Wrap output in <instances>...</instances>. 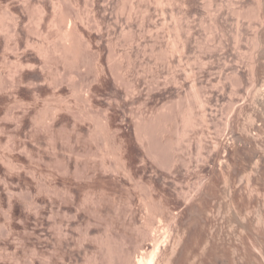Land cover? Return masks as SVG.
<instances>
[{
    "label": "rangeland",
    "instance_id": "1",
    "mask_svg": "<svg viewBox=\"0 0 264 264\" xmlns=\"http://www.w3.org/2000/svg\"><path fill=\"white\" fill-rule=\"evenodd\" d=\"M205 1L0 0L7 253L24 262L35 245L50 264H226L228 251L227 264H250V242L264 245V169L250 170V147L236 135L260 122L252 99L264 97V45L251 40L259 6L236 0L252 27L235 44L233 21L220 42L209 35ZM237 210L257 218L253 231Z\"/></svg>",
    "mask_w": 264,
    "mask_h": 264
},
{
    "label": "bare ground",
    "instance_id": "2",
    "mask_svg": "<svg viewBox=\"0 0 264 264\" xmlns=\"http://www.w3.org/2000/svg\"><path fill=\"white\" fill-rule=\"evenodd\" d=\"M238 2H240L239 0H237ZM236 0H206L205 2H206V6H207V16H208V19H209V22H210V25H209V27H210V34L209 35H213V34H215V35H217L218 37H219V42H220V40L222 39V31H224L223 29V24L224 23H228V21L230 20L231 22H232V24L234 25V27H235V34H234V36H233V40H234V43L235 44H238L239 43V41H240V39H241V36H242V33H241V29H242V26H246V28L247 27H249L250 28V30H251V24H250V22H249V20L247 19L248 18V16L251 18V16L250 15H246V13H243V10H242V12H241V9L239 10V8L237 7V2ZM242 1V0H241ZM246 1V0H245ZM245 1H243V2H245ZM250 1V0H249ZM248 1V2H249ZM253 1V0H252ZM255 1H257V4L256 5H258L259 7V11H258V15H257V24H258V26L257 25H255V27H254V31L252 30L251 32H252V38H251V40H252V43L254 44V45H257V46H259V45H261L262 43H263V45H264V0H255ZM240 4H241V2H240ZM247 4H250L251 5V3H247ZM246 4V2H245V4H244V7H247V6H245V5H247ZM254 4V3H253ZM239 5V4H238ZM242 5V4H241ZM255 5V6H256ZM252 6V5H251ZM250 7V6H249ZM242 8V7H241ZM254 8V7H253ZM245 9V8H244ZM257 9V8H256ZM246 11H248V10H246ZM250 12V11H249ZM255 12H257V10L255 11ZM256 14V13H255ZM248 20V21H247ZM191 26V25H190ZM189 27V26H188ZM187 28V27H186ZM190 28V27H189ZM192 28V27H191ZM194 28V27H193ZM192 28V29H193ZM192 29H191V31H192ZM248 29V28H247ZM253 29V28H252ZM187 30H189V29H187ZM179 31V30H178ZM246 32V31H245ZM248 33V32H247ZM179 34V33H178ZM189 34V33H188ZM191 35V34H190ZM63 36L66 38V40H69L70 38H71V32H69V31H67V32H64V34H63ZM189 35H187V37H188ZM181 37V36H180ZM186 38V37H185ZM189 38V37H188ZM187 38V39H188ZM178 39V38H177ZM183 39V40H185V42L183 41L182 42V49H185V47H186V42L188 41V40H190V39ZM193 39V38H192ZM191 41V40H190ZM187 45H188V43H187ZM262 45V46H263ZM183 52V51H182ZM233 57V56H232ZM238 57V56H237ZM226 58V57H225ZM224 58V59H225ZM228 58V57H227ZM210 59V58H209ZM234 59L235 60H237V58H235L234 57ZM239 59V58H238ZM226 60V59H225ZM233 60V59H232ZM255 60V59H254ZM234 61V60H233ZM254 62V61H253ZM258 62V61H257ZM235 63V62H234ZM253 69H254V67H252ZM252 70V69H251ZM254 71V70H253ZM253 75H255L254 73H253ZM251 76H252V73H251ZM253 77H255V76H253ZM258 94V93H257ZM264 95V94H263ZM253 102L256 104V106H255V113L254 114H256L255 115V118H257L256 120H258V121H260L259 123L257 122V121H254L255 119H254V117H253V119L254 120H252L253 122H252V127L254 128V130H255V132L257 133V131H259L262 127H261V125H264V97H260L259 95H254L253 96ZM252 108H254V107H252ZM191 113V112H190ZM189 113V114H190ZM192 114V113H191ZM185 116V115H184ZM182 117V116H181ZM191 117V115L190 116H187L186 115V118H185V121H184V126L187 128L188 126H192V124L194 123V121L192 120V118H190ZM184 118V117H183ZM250 118H252V117H250ZM182 119V118H181ZM184 120V119H183ZM251 120V119H250ZM161 124H163V123H161ZM251 124V123H250ZM249 124V125H250ZM194 125V124H193ZM248 125V126H249ZM160 127V126H159ZM164 127V126H163ZM165 128V127H164ZM185 128V129H186ZM189 128V127H188ZM187 128V129H188ZM141 130V129H140ZM143 130V129H142ZM244 130V129H243ZM246 130V129H245ZM250 130V129H249ZM257 130V131H256ZM262 130V129H261ZM136 131H138V130H136ZM253 131V130H252ZM142 132V131H141ZM146 132V131H145ZM245 132V131H244ZM250 132V131H249ZM256 133H246V134H243V135H236V139L240 142V143H242L243 144V146H247V147H250V152H249V150H248V153H250L251 155H250V158L252 159V166L250 167L251 169V171L253 170V169H255L256 171H258V169L260 168V166L262 167V169H264V150H262L261 148V150L259 151V149L256 147V145L257 144H255V141H256ZM140 134V133H139ZM140 136V135H139ZM141 137H142V134H141ZM146 137V136H145ZM231 137H233V136H231ZM139 138V137H138ZM137 138V139H138ZM146 139H147V137H146ZM140 140H143V137H142V139L140 138ZM144 141V140H143ZM143 141H142V143H143ZM233 141H236V140H233ZM141 142V141H140ZM157 142H159V140L157 141ZM235 143V142H234ZM145 144V143H144ZM155 144H156V142H155ZM158 144V143H157ZM162 143H160V144H158V145H161ZM166 144V143H165ZM164 144V145H165ZM157 145V148H160V147H162V146H158ZM259 145V144H258ZM150 146V145H149ZM239 146V145H238ZM241 146V145H240ZM262 146V145H261ZM156 147V146H155ZM155 147H153L152 146V144H151V146H150V148H155ZM256 147V148H255ZM160 149H162V148H160ZM241 149V148H240ZM156 150V149H155ZM155 150H154V152H155ZM158 150V152H159V149H157ZM164 150V149H163ZM240 151V150H239ZM246 151V150H245ZM162 152V151H161ZM160 152V154H163V153H161ZM226 152V151H225ZM247 152V151H246ZM150 154H151V152H150ZM157 155V154H156ZM242 155V154H241ZM244 155V154H243ZM158 156V155H157ZM224 156V155H223ZM245 156H247V155H245ZM249 156V155H248ZM228 157V156H227ZM241 157V156H240ZM248 159H250L249 157H247ZM247 158H245V159H247ZM174 159V158H173ZM241 159V158H240ZM244 159V158H243ZM247 159V160H248ZM250 159V160H251ZM171 160V159H170ZM177 160V159H176ZM219 160V159H218ZM223 160V159H222ZM227 160V159H226ZM173 160H171V162H172ZM224 161V160H223ZM242 161V160H241ZM218 162V161H217ZM239 162V161H238ZM173 163V162H172ZM222 163V162H221ZM224 163V162H223ZM222 163V164H223ZM241 163V162H240ZM219 164V163H218ZM227 164H229L228 162H227ZM243 164V163H242ZM234 165H235V163H234ZM233 165V166H234ZM249 165V164H248ZM232 166V168H234ZM240 166H241V164H240ZM246 165H244V167H245ZM222 167V166H221ZM220 168V167H219ZM224 168V167H223ZM229 168H231V167H229ZM242 168V167H241ZM243 169H245V168H243ZM261 169V168H260ZM236 170V169H235ZM241 170V169H240ZM234 171V170H233ZM248 171V170H247ZM251 171H249V172H251ZM260 171V170H259ZM229 172V171H228ZM238 172V171H237ZM248 172V173H249ZM253 173L255 172V171H252ZM263 172V171H262ZM223 173V172H222ZM229 173H231V172H229ZM240 173V172H239ZM224 174V173H223ZM238 174V173H237ZM242 174V173H241ZM250 174V173H249ZM230 175V174H229ZM234 175H236V174H234ZM251 175L252 174H250L249 176L248 175H246V176H248V178L246 179V178H244V179H246L245 181H244V183L246 184V186H248L249 188V191H250V193H249V196L251 197V195L253 196V194H252V191H253V189H251L250 188V186H253V185H250V181H252V179H251ZM254 175V174H253ZM256 175V174H255ZM231 177V176H230ZM229 177V178H230ZM223 178H224V176H223ZM253 178V177H252ZM212 179V178H211ZM234 179H236V178H234ZM254 179V178H253ZM215 180V179H214ZM226 180V179H225ZM224 180V181H225ZM238 180V179H237ZM210 181V180H209ZM209 181H208V183L207 184H209ZM233 181V180H232ZM241 181H243L242 179H240V182ZM218 182V181H217ZM222 182H223V180H222ZM234 182V181H233ZM254 182V181H253ZM228 183V182H227ZM226 183V184H227ZM239 183V182H238ZM206 184V185H207ZM217 184H219V183H217ZM235 184V183H234ZM251 184H253V183H251ZM213 186H214V184H212ZM228 185V184H227ZM231 185V184H230ZM208 186V185H207ZM210 187H211V185H210ZM217 187V186H216ZM226 187V186H225ZM247 188V187H246ZM199 189H201V188H199ZM207 189V188H206ZM223 189V188H222ZM221 189V190H222ZM226 189V188H225ZM240 189V188H239ZM238 189V190H239ZM211 190V189H210ZM215 190V189H214ZM234 190V189H233ZM217 191V190H216ZM228 191V190H227ZM195 192H197V191H195ZM201 192V191H200ZM203 192H205V191H203ZM209 193H210V191H208ZM215 192V191H214ZM225 192V191H224ZM231 192V191H230ZM239 192V191H238ZM255 192V191H254ZM185 193H187V192H185ZM191 193V192H190ZM208 193V194H209ZM211 193H212V191H211ZM197 194V193H196ZM205 194V193H204ZM219 194H220V192H219ZM222 194V193H221ZM227 194V193H226ZM182 195V194H181ZM185 195V194H184ZM189 195V194H188ZM212 195V194H211ZM213 195H215V194H213ZM224 195V194H223ZM222 195V196H223ZM236 195V194H235ZM245 195V194H244ZM247 195H248V193H247ZM257 195H258V193H257ZM194 196V195H193ZM192 196V197H193ZM197 195H195L194 197H196ZM201 196V195H200ZM219 196V195H218ZM237 196H238V194H237ZM184 197V196H183ZM202 197H203V194H202ZM213 197V196H212ZM212 197H210V198H212ZM220 197H221V195H220ZM224 197V196H223ZM222 197V198H223ZM226 197V196H225ZM224 197V198H225ZM249 197V198H250ZM184 198H186V196L184 197ZM200 198V197H199ZM217 198V197H216ZM233 198V197H232ZM243 198H244V196H243ZM193 199V198H192ZM198 199V198H197ZM220 199V198H219ZM218 199V200H219ZM226 199H227V197H226ZM241 199V198H240ZM248 199V198H247ZM253 199V198H252ZM208 200V199H207ZM210 200V199H209ZM222 200V199H221ZM224 200V199H223ZM230 200H231V198H230ZM234 200V199H233ZM237 200V199H236ZM235 200V201H236ZM245 200V199H244ZM243 200V201H244ZM251 200V199H250ZM186 201H188V200H186ZM193 201H195V200H193ZM212 201H214V200H212ZM248 201H249V199H248ZM189 202V201H188ZM196 202V201H195ZM208 202V201H207ZM210 202V201H209ZM221 202V201H220ZM242 202V201H241ZM262 202V201H261ZM187 203V202H186ZM197 203V202H196ZM196 203H195V205H196ZM225 203H226V201H225ZM229 203V202H228ZM234 203V202H233ZM251 203V202H250ZM203 204H204V202H203ZM210 204V203H209ZM220 204V203H219ZM246 204V203H245ZM189 205V204H188ZM192 206H193V204H191ZM190 205V206H191ZM200 205V204H199ZM212 205L213 204H211V207H212ZM214 205H216V204H214ZM224 205H226V204H224ZM223 205V206H224ZM232 205V204H231ZM235 205V204H234ZM253 205V204H252ZM206 206V205H205ZM229 206V205H228ZM238 206V205H237ZM248 206V205H247ZM200 207H201V205H200ZM199 207V208H200ZM204 207V206H203ZM219 207H221V206H219ZM234 207H236V206H233V207H231L232 209L234 208ZM251 207V206H250ZM192 208V207H191ZM194 208V207H193ZM199 208H197V209H199ZM225 208V207H224ZM229 208V207H228ZM238 208V207H237ZM240 208H241V206H240ZM244 208V207H243ZM253 208V207H252ZM196 209V208H195ZM205 209H207V208H205ZM204 209V210H205ZM209 209V208H208ZM217 209V208H216ZM235 209V208H234ZM193 210V209H192ZM204 210L202 211V212H204ZM210 210V209H209ZM221 210V209H220ZM228 210V209H227ZM240 210V209H239ZM239 210H237V213H238V211ZM242 210V209H241ZM240 210V211H241ZM247 210H248V208H247ZM246 210V211H247ZM205 211H207V210H205ZM217 211H218V209H217ZM216 211V212H217ZM223 211V210H222ZM245 211V212H246ZM225 212V211H224ZM244 212V211H243ZM242 212V213H243ZM249 212H251V211H248V212H246V214L248 213L249 214ZM201 213V212H200ZM205 213V212H204ZM208 214V213H207ZM210 214V213H209ZM208 214V215H209ZM216 214V213H215ZM217 214H218V212H217ZM223 214V213H222ZM247 214V215H248ZM203 215V214H202ZM231 215V214H230ZM229 215V216H230ZM235 215H237L236 217L238 218L237 219V221H239V223L241 222V226L240 227H242V229L244 230V229H246V230H244V231H246V233H247V230H249V231H253L252 230V227H253V225H251L250 223L254 220V222L256 223V221H257V218H256V220L254 219L255 218V216H254V218H252V217H250L251 215H249L248 217H247V215H243L242 216V214H240V212L238 213V214H235V212H234V216ZM201 216V215H200ZM204 216V215H203ZM202 216V217H203ZM207 216V215H206ZM228 216V215H227ZM226 216V217H227ZM195 217V216H194ZM216 217V216H215ZM204 218V217H203ZM210 218V217H209ZM213 218V217H212ZM219 218V217H218ZM231 218V217H230ZM197 219V218H196ZM207 219V218H206ZM217 219V218H216ZM221 219V218H220ZM236 219V218H235ZM202 220V219H201ZM213 220V219H212ZM218 220V219H217ZM216 220V221H217ZM223 220H224V218H223ZM234 220V219H233ZM197 221V220H196ZM199 221V220H198ZM211 221V220H210ZM215 221V222H216ZM227 221V220H226ZM226 221H225V223H226ZM237 221H236V223H237ZM245 221H247V223H249V224H247ZM10 222V221H9ZM8 222V224H5V222H3L4 224H1L0 223V242L2 241H4V245H2V246H4L5 247V251L7 250L6 249V244H8V242H9V240H7L6 241V239L9 237V235L11 234L10 233V231H11V225H10V223ZM203 222H205L204 220H203ZM228 222V221H227ZM230 222V221H229ZM234 222V221H233ZM223 223V222H222ZM231 223V222H230ZM238 223V224H239ZM243 223V224H242ZM246 223V224H245ZM255 223H253V224H255ZM221 224V223H220ZM214 225V224H213ZM216 225V224H215ZM218 225H219V223H218ZM224 225V224H223ZM248 225H250L249 227H248ZM232 226V225H231ZM233 226H235V225H233ZM232 226V227H233ZM252 226V227H251ZM239 227V228H240ZM13 228V227H12ZM228 228H229V226H228ZM254 228V227H253ZM60 229V228H59ZM213 229V228H212ZM235 229V228H234ZM225 230V229H224ZM229 230V229H228ZM232 230V229H231ZM256 230V229H255ZM264 230V229H263ZM212 231H214V230H212ZM237 231V230H236ZM259 231V230H258ZM58 232V231H57ZM59 232H60V230H59ZM58 232V234L57 235H61L62 233L60 232L59 233ZM232 232V231H231ZM254 232H256V231H254ZM223 233V232H222ZM228 233H230V232H228ZM234 233V232H233ZM251 233V232H250ZM263 233V234H262ZM235 234V233H234ZM257 234H259V233H257ZM260 234H262V236H263V238H264V231H262ZM226 235H227V231H226ZM236 235V234H235ZM238 235V234H237ZM236 235V236H237ZM246 235V234H245ZM252 235V234H251ZM12 236V235H11ZM224 236V235H223ZM222 236V237H223ZM255 236V238H256V235H254ZM60 237V236H59ZM227 237L228 238H230V236H228L227 235ZM226 237V238H227ZM252 237V236H251ZM260 237V236H259ZM233 238V237H232ZM248 238V237H247ZM254 238V239H255ZM8 239H10V238H8ZM223 239V238H222ZM231 239V238H230ZM238 239V238H237ZM244 239V238H243ZM250 239V238H249ZM257 239V238H256ZM233 240V239H232ZM260 240V239H259ZM45 241V240H44ZM222 241V240H221ZM230 241V240H229ZM235 241H236V239H235ZM243 241V240H242ZM245 241V240H244ZM250 241V240H249ZM258 241V240H257ZM262 241H264V240H262ZM5 242H6V244H5ZM58 242V241H57ZM56 242V243H57ZM225 242V241H224ZM234 242V241H233ZM237 242H240V241H238L237 240ZM231 243V242H230ZM264 243V242H263ZM262 243V244H263ZM222 244V243H221ZM234 244V243H233ZM237 244V243H236ZM244 244H245V242H244ZM243 243H242V245H244ZM43 245H44V243H43ZM240 245H241V243H240ZM2 246L0 247V249L2 248ZM56 246V245H55ZM54 246V247H55ZM109 246V245H108ZM223 246V245H222ZM233 246H235V245H233ZM232 246V247H233ZM237 246H239V245H237ZM245 247H246V244L244 245ZM244 246H242V248L244 247ZM3 247V248H4ZM224 247L226 248V246L224 245ZM231 247V248H232ZM2 248V249H3ZM227 248H229V247H227ZM226 248V249H227ZM238 248V247H237ZM249 250H247V251H245L246 253L248 252V257H250L249 259H250V264L252 263L253 264V260L251 261V258L252 259H254V258H259L260 256H261V258L264 260V245H256L254 242H250V244H249V247H247ZM54 249V248H53ZM221 249H222V247H221ZM224 249V248H223ZM239 249V248H238ZM245 249V248H244ZM243 249V250H244ZM30 251H29V257H27V256H23V257H25V259H26V261H25V259H24V262H25V264L27 263V264H34L33 263V257L34 256H38V254H41V253H39V250H38V248L35 246V245H32L31 246V248L29 249ZM56 250H58L56 247H55V251L54 252H56ZM225 250V249H224ZM228 250V249H227ZM4 251V250H3ZM3 251H1L0 250V264H21V262H23V260L22 261H20L21 259H22V257H21V259H19L20 257H15L16 255L14 254V253H12V254H9L10 253V250H9V253H7L8 251H6V253L5 254H2L1 252H3ZM4 251V252H5ZM3 252V253H4ZM14 252V251H13ZM221 252L223 253V251L221 250ZM228 252V251H227ZM227 252L226 253H224V259H225V263L227 264V260H226V258H227ZM231 252V251H230ZM234 252H235V250H234ZM58 253V252H57ZM227 256H226V255ZM4 257H3V256ZM15 255V256H14ZM235 255H237V254H235ZM41 256V262H40V264H50V263H52V262H50V260H52L51 258L49 259V256H46V255H43V254H41L40 255ZM222 256V255H221ZM230 256V255H229ZM245 256V255H244ZM259 256V257H258ZM56 257H58V256H56ZM61 257V256H60ZM33 258V259H32ZM222 258V259H223ZM236 258H238V257H236ZM223 259V260H224ZM243 259H244V257H243ZM247 259V258H246ZM248 259V260H249ZM60 260V259H59ZM62 260V259H61ZM139 260V259H138ZM237 261H238V259H236ZM240 260V259H239ZM256 260V259H255ZM254 260V261H255ZM57 261V260H56ZM126 261V260H125ZM124 261V262H125ZM222 261V260H221ZM231 261V260H230ZM241 261V260H240ZM239 261V262H240ZM257 261V260H256ZM23 262V263H24ZM128 262V261H127ZM244 262V261H243ZM247 261H245V263H246ZM258 262V261H257ZM126 263V262H125ZM140 263V262H139ZM223 263V262H222ZM229 263V262H228ZM248 263V262H247ZM260 263V262H259ZM259 263H257V264H259ZM263 263V262H262ZM55 264V263H54ZM58 264V263H57ZM128 264H129V262H128ZM141 264V263H140ZM233 264H235V263H233ZM242 264V263H241Z\"/></svg>",
    "mask_w": 264,
    "mask_h": 264
}]
</instances>
